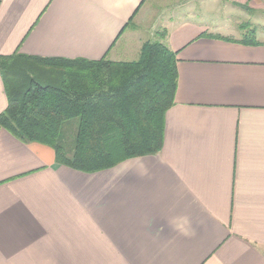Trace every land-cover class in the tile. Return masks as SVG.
I'll return each mask as SVG.
<instances>
[{
    "label": "crops",
    "instance_id": "crops-1",
    "mask_svg": "<svg viewBox=\"0 0 264 264\" xmlns=\"http://www.w3.org/2000/svg\"><path fill=\"white\" fill-rule=\"evenodd\" d=\"M153 41L179 76L158 154L86 173L0 128V264H264V0H0V57Z\"/></svg>",
    "mask_w": 264,
    "mask_h": 264
},
{
    "label": "trees",
    "instance_id": "trees-1",
    "mask_svg": "<svg viewBox=\"0 0 264 264\" xmlns=\"http://www.w3.org/2000/svg\"><path fill=\"white\" fill-rule=\"evenodd\" d=\"M8 106L5 128L55 151L59 164L95 173L133 157L156 155L178 86L177 54L146 43L131 62L0 57Z\"/></svg>",
    "mask_w": 264,
    "mask_h": 264
}]
</instances>
